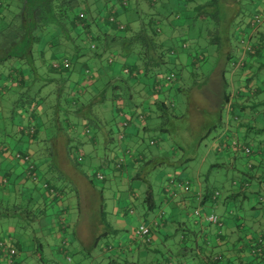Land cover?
<instances>
[{"label": "trees", "instance_id": "obj_1", "mask_svg": "<svg viewBox=\"0 0 264 264\" xmlns=\"http://www.w3.org/2000/svg\"><path fill=\"white\" fill-rule=\"evenodd\" d=\"M96 1L100 3L96 4ZM156 1L143 0L146 7H151L150 11L153 9L146 14L145 20L126 19L123 21L121 15L129 11V6L136 8V0H92L91 2L88 0H0V99L7 91L13 92L12 96L8 98L5 111L3 112V109L0 108L1 136L7 137L5 141H0V218L23 217L31 221L43 217L46 214L38 204V199L42 194L39 189H42L48 198L58 201L60 198L57 195H62L65 192V186H69L66 176L55 162L51 148L52 142L50 143L51 137L59 135L64 138L63 145L67 159L81 171L91 184L98 180L100 183L98 191H101L102 185L106 181L105 174H102L100 179L95 177L99 169L109 167L110 172L118 171L119 175L123 173L127 162H121L124 153L120 152L118 145V142L126 140L128 137L123 129L130 123L129 116L135 113L133 111L137 107L140 109L137 115L144 118L146 122L150 118V110L144 101L141 105L133 102L132 96L134 95L131 96L130 90L122 91L120 83L129 89L130 86L127 84L138 82L139 79L144 78L146 81H143V85L150 93L163 94L165 89L180 84L182 71L192 74L196 66L205 62L209 54L205 55L204 46L214 44L216 60L220 62L218 74L221 85L218 86L221 89L222 102L218 110L220 112L224 108L225 114L231 120L239 121L238 114L233 111V104L237 101L232 102L231 100L224 73L229 68V70H236L240 74L248 67L251 61L248 59L256 58L261 53L264 41H249L246 32L257 27L254 16L258 13L255 12L254 16L250 13L245 20L241 16H237L240 12L238 0H206L196 4L190 10L192 12L191 22L187 26L192 25V20H198L197 31L202 33L190 38L189 40L192 42L188 47H182L186 45L183 41L184 37L171 35V31H176L179 23L168 24L171 42L169 45L164 44L159 38L158 34L167 22L169 11L165 10L167 5L164 3H160V8L155 9ZM185 1H183V5L186 4ZM175 2L177 6L180 0H175ZM183 16L182 18L187 19V15ZM176 17L180 18V15H176ZM231 19L234 21H230ZM134 21L137 22L135 28L132 26ZM183 21L186 24V21ZM226 22L229 24L226 25ZM220 23L223 25V29H221ZM197 36L206 39L202 45L203 48L193 43L194 39H198ZM43 46L50 47L51 53L47 59L42 58ZM186 48L188 50L185 52V58L183 57L184 61H181L178 57L182 55L181 50ZM238 49H241L240 54ZM35 55L41 57L39 67L34 65ZM63 61L66 62L65 65H63ZM53 62L56 63L55 66ZM177 62L183 66L182 69H175ZM113 68L117 70V79L120 81L118 83L112 77L110 78L111 74L107 75V72L109 70L111 72ZM56 74L63 78V82L70 79L67 90L62 82L55 79L54 75ZM250 79L251 77H248L245 83L236 87L234 93L236 96L243 97L256 87L248 83ZM52 82L58 83L56 86L57 89L60 87L59 90H54V94L50 90L44 91L45 89H43L42 91V86ZM87 86L89 87L87 94L89 97L81 99L84 92L79 93V90L85 89ZM180 86L182 85L180 84ZM105 87L111 88L109 97L116 102L114 116L126 109L130 113L128 115V112H125L128 119H123L122 123L118 121L122 130L115 133L118 136L117 139L111 135L112 125L105 127L100 118L92 112V103L105 98L103 94ZM49 95L53 97L48 98ZM165 99L162 97L150 100V104L153 103L160 111L159 116L166 113ZM262 104L264 107V100ZM121 106H124L125 109L121 110ZM170 108L173 109V105H170ZM259 111L260 117L264 120V108ZM8 116L14 120L12 124H15V131L6 133V125L2 120ZM22 120L26 122L23 123ZM92 120L98 128L96 132L100 130L104 134L103 145L110 149L111 156L108 159L110 162L104 164V160H102L100 167L97 166L96 170L89 169V174H85L80 166L84 156L82 137L88 133ZM78 125H81L82 131L78 130ZM216 127H219L218 123L210 125L207 128V133L210 132V128L215 130ZM141 128L144 132L149 129L147 123ZM86 129L87 131H85ZM158 130L162 132L165 127L159 125ZM255 131L254 135H261L260 132L264 131V127ZM223 133L224 137L220 138L219 142L223 145V140L227 137L230 138L231 145L234 147L233 152L229 150L231 145L225 144L224 146L230 153L240 152L249 157L258 154L260 149V151L264 150V145H251L249 140L239 139L229 132ZM96 140L95 134L89 138L92 149ZM150 140L151 143L156 142L154 138ZM29 146L33 147L32 153H28L26 150ZM242 147H247L248 152H245ZM4 151L13 152L12 157L24 162L25 166L22 167L24 177H19L22 172L19 174L6 170L2 172L1 163L4 161L2 152ZM140 155L141 153L131 155L127 160L137 163L142 160ZM151 162L152 160H147L145 164L149 165ZM250 166V161H246L245 168L248 169ZM131 178H140V172H136ZM26 182L37 187L36 190L32 186H28ZM242 183L244 186L248 185L245 180ZM5 186L8 188L7 192H3ZM214 192L211 191L209 194L210 200L215 198L216 193ZM130 194L132 193L129 192L127 196ZM255 200L264 209L263 196L257 195ZM141 205L143 217L148 213H152V215L151 218L139 220L137 224H146L149 220L157 218L158 212H162L158 223L149 226L150 229L143 238H136L133 232L130 237L133 240L142 239L144 242H149L151 233L166 222V212L157 209L158 203L155 202L148 184L143 190ZM61 209L58 211V216L64 214V209L62 211ZM155 209L157 210L154 211ZM132 213L131 207L125 209L124 214ZM194 213V215L198 214ZM28 221L26 224L29 223ZM61 228L59 226L60 231H62ZM110 229L111 226L107 224L105 230L96 234L95 241L99 243L101 237L108 236ZM183 231V228L181 231L173 228V233L176 232L175 235H180L179 241L184 239L186 232ZM65 234L66 230L63 229V241L59 247L64 258L67 259L65 242L67 239L68 244L70 240L68 241V238L64 237ZM112 247L115 248L112 242L111 244L106 242L100 246L105 252ZM10 249L14 252L13 248ZM13 252L8 251L10 257ZM163 252L160 249L157 250L162 263L178 264L176 259L168 254V251ZM211 260H217L216 256ZM112 262H114V258H110L108 264Z\"/></svg>", "mask_w": 264, "mask_h": 264}, {"label": "rangeland", "instance_id": "obj_2", "mask_svg": "<svg viewBox=\"0 0 264 264\" xmlns=\"http://www.w3.org/2000/svg\"><path fill=\"white\" fill-rule=\"evenodd\" d=\"M88 1L91 2L92 0ZM183 1L185 0H180V2H178V5L176 6L175 0H167V2H165V0H157L154 5L155 9H159V6L161 5L160 3H164L167 5L165 10L168 9V11L170 12H168L166 24L162 26V29L158 34L159 38L166 45H169L171 43L169 39L170 31L168 24L171 25L174 23H179L176 31H171V35L175 34L176 36L180 35V38H182V36L184 37L183 41H185L186 45H181L182 47H188L189 43L192 42V40L189 39L202 33L197 31L196 26L197 24H199L198 20H192V25L190 24L189 26H187V24L191 22V8L196 4L203 3L206 0H186L185 5L182 4ZM136 2V8L135 6H129V11H127L126 14L121 15V19L123 21L126 19L145 20L146 14L153 11V9L150 11L151 7L145 6L146 3L143 2V0H136ZM95 3L97 4L100 2L96 1ZM256 3L257 0H238L237 4L239 6L240 12L237 16H241V18L245 20V18L250 13H252L253 15L255 13L253 8L255 7ZM184 14L185 16L187 15V19L182 18ZM176 15H180V18L176 17ZM237 16L235 15V17ZM258 16L259 22L257 23V26H262L260 29H264V23L261 24V14H258ZM183 20L186 21V24ZM230 21H234V19H231ZM208 23L211 24L212 22ZM229 23L226 22V25ZM136 25L137 22L134 21L132 26L135 28ZM222 26L223 25L220 23V27ZM221 29H223V27ZM202 35L204 36V34ZM205 42L206 39H202L200 36L198 37V39L193 40V43L195 45L198 44L200 48H203L202 45ZM178 43H180V41H178ZM213 45L214 44H209L207 46H204V53L205 55L209 54V56L206 58L203 64L194 68L192 74H189L186 71L181 72L182 78L180 80V84L184 87V91L175 90L174 95L166 97L165 104H167V110L166 113L163 114V116H159L160 111L153 103L150 104V100L152 98L160 99L164 97L163 94H152L148 91V89L145 90L146 87L144 88L142 81L139 82L140 84L138 87L133 88V91L131 90L132 87H129L128 89L123 83H120L122 91L130 90L131 92H129L131 93V96L134 95L132 96L133 102L141 105L142 101H144L148 105V108L150 110V118L147 121L149 123V129L145 132L140 131L138 135L139 139L131 137L130 139L128 138V136V140L126 139L118 142L120 152L122 151V153H124L121 162L125 163L128 157H130L131 155H138V153H141L140 156L143 160H140L141 162L139 161L133 165H128V168L126 169L127 176L124 177L125 179L119 177L118 171L110 172L111 170L109 167H103L99 169L98 172H100L101 174H105L104 178L106 181L103 183V188L101 189V191H97L96 188L100 186L98 180L93 184L89 183L87 180L85 181L84 177L80 175L79 169L72 165V163L65 156H62L64 138L59 135L56 137H51V148L54 153L55 162L57 163L58 168L63 171V173H66L68 176L72 177L74 181L73 182L68 180L69 186L67 185V187L70 188L71 184L72 187L74 185L75 192L77 191L79 195V213L76 212V209V211L73 209L74 207H70L68 208V212L64 210L65 213L62 219L61 216H57L59 222L58 226L66 230V234L64 235V237L68 238V241L69 236H71V229L70 227L67 229V219L74 221L76 218L79 223V233L84 237L89 233L98 234L100 231L106 229L107 224L115 228V221L118 220V218H116V215L118 214L117 212H115V210L117 211L120 207L123 209V206L125 207V209L131 207L133 210V215H120L123 217L122 220L125 219V230L130 231L131 223L133 227L137 226L138 222L134 223L132 221H135L134 218L136 217V215L140 216L143 212L141 199L138 197L143 194V190L145 189L147 184L151 188L155 202H161L159 203L160 207L157 206L160 211H164L162 207V201L168 200L171 193L175 192V195H177L178 192L184 194L190 193L192 185H197L199 182L202 185L204 184L207 187L212 188L215 191L214 193L216 194L219 193L220 195L221 193H223V188L226 187L225 185L229 183V178L231 177L233 172L228 169V167H225L227 159L222 160L221 158L212 156V152H208L210 149L212 150L215 143L216 133L218 132V128L216 127L215 130H213V128H210V132L207 133V128L212 123H217L214 112L215 99L217 100V98H213V90L214 87H217L220 83L218 74V71H220V62L216 60L217 57L214 53ZM187 50L188 48L181 50L182 55L179 56L180 60H182L183 57L185 58V52ZM47 52L48 51L45 50V53ZM45 56L46 54L43 53L42 58H44ZM34 58L35 67H39V60L41 57L35 55ZM182 68L183 66L178 62L175 64V69L180 70ZM40 70L42 69L40 68ZM229 73L230 70L228 68L224 73V77H229ZM54 77L57 81L59 80L60 82H62L64 87H66V90L67 88H69V80L67 82H63V78L58 76L57 74L54 75ZM118 82L120 81L118 80L117 83ZM56 85H58V83H48L47 85L42 86L41 89L42 91L43 89H45L44 91L50 90L51 93H53L54 90H59L60 88L59 87L57 89ZM88 90V86L85 87V89L79 90V93L84 92L81 99H87L89 97L87 95ZM203 92H206V94L202 95ZM103 94L105 98L99 100L98 102L92 103V112L96 117L98 116L100 118L102 124L105 127H109L110 125H112L113 132H111V135L112 137H114V139H117L118 136H116L115 133H117V131H121L122 128L119 124L117 126H115L114 124L113 126V116L115 115L114 107L116 102H114V100L110 99L109 97L111 95L110 87H105ZM52 97V95L48 96V98ZM170 105H173V109L170 108ZM124 109L125 107L121 106V110ZM2 111L4 112L5 109H3ZM125 112H128L127 109L124 112L118 113L116 116H114L116 118L114 119L122 123L123 119H128V116H126ZM133 112L135 113H133L132 116L129 112L127 114L130 115L129 117L131 119H134L137 122V126L141 128L146 120L137 115V113L140 112V109H138V107ZM5 116H7L6 113ZM2 122L4 123V125H6V133L7 131H15V124H12L14 123V120H11L9 116L8 118H3ZM25 122L26 121L24 120L23 123ZM7 124H9L10 126H8ZM159 125L164 126L165 130L160 132L158 130ZM77 127L79 131H82L81 125H78ZM129 128L130 127L128 124L124 127L123 131L128 132ZM1 129L2 126L0 125V141H5V138L7 137L1 136ZM97 129L98 128L94 125V121L92 120V122H90L88 133H86V135H83L82 137V139L84 140L82 148L83 150L86 148L88 149L84 151V156L82 157V163L80 165L82 171L85 172H87L89 169L96 170L97 166L100 167V161H102L104 157H107V161H104L103 163H108V159L111 156L110 149L105 148L103 145V141H105L104 134L100 132V130L96 132ZM93 134L96 135L97 142L95 143V147L91 149L90 147L88 148V146L90 145L89 138L92 137ZM151 138H154L156 141V143L153 145H151ZM222 143L223 146H225V144L229 146L231 145V139L227 137L223 140ZM32 148L33 147H31V149ZM159 148H161L163 152L157 153V149ZM233 148L234 147L231 145V148L229 150L232 151ZM241 155L243 157H240V160H237V168H240L242 160L248 157L243 154ZM154 158H156V161L154 160L155 164H145L147 160L153 161ZM213 161L217 162L218 165H211L210 163H212ZM222 163L223 166L221 165ZM136 172H140V178H131V176H133ZM198 172L199 174H197ZM169 178H171L174 183L166 184ZM178 180L187 182V191L182 190V188H179V186L176 185V182H178ZM232 183L234 186H238L237 181H234ZM89 188H91L92 191H90ZM75 192H73V195H75ZM129 192L134 194L133 199L128 198L129 196L127 195ZM70 194L71 192L68 194L67 190L63 192L62 195L59 194L57 196H59L61 202L64 205V203L67 204V201H64V197ZM160 195L162 196V201H160V199L158 198V196ZM69 199L74 206L77 202V199L75 197L73 198L68 196V200ZM117 205L118 207H116ZM58 211H60V209H58ZM58 211L56 212V215H58ZM196 212L198 213L197 210ZM149 218H151V216ZM27 221L28 220L23 217H15V219H7L6 217L0 218V237L6 238L8 236L14 241H18L22 244L21 250L23 253V257L21 264H57V262L53 261L52 258H49L50 256L47 255L50 240H48L45 236V231L48 228V223H46L45 217L41 216L40 218H37L35 220L28 221L29 223L26 224ZM168 225L169 227L166 230L168 237L166 238L163 245H159V249L161 251H166V249L175 251L180 246V244L178 243L179 236L175 235L176 232L173 233L175 223L170 221ZM108 236H110V233L108 234ZM99 241L100 244H104L110 240L108 237L106 239L101 237ZM76 243L79 250H77V252L74 254H70V252L69 254L67 253L68 255H70V260L72 259L71 264H108L109 258L105 257L103 255L104 253L100 251L98 247L99 243L98 245L94 246L89 243V245H84L85 247L78 241H76ZM187 245L190 246L191 242L189 241ZM65 248L68 250L69 244L66 243ZM86 252L90 255L88 256ZM38 254L41 256V258H38ZM112 258H114V262H112L111 264H121L120 259H117L115 257ZM133 259L134 262L137 261L135 257H133ZM135 263L140 264L138 262Z\"/></svg>", "mask_w": 264, "mask_h": 264}, {"label": "crops", "instance_id": "obj_3", "mask_svg": "<svg viewBox=\"0 0 264 264\" xmlns=\"http://www.w3.org/2000/svg\"><path fill=\"white\" fill-rule=\"evenodd\" d=\"M253 9L256 13L261 14V24H263L264 0H257ZM261 27L257 26L252 31H246L248 33L249 41H264V29H260ZM43 50L44 54H46L45 59L49 58L51 53L50 47L43 46ZM45 50L48 52L45 53ZM237 51L239 54L241 53V49H238ZM248 60H251L248 67L240 74L236 70H230L229 77L225 78L227 82V91L231 96L232 102L237 101L233 104V111L239 116L238 122L231 120V118L225 114L224 108L219 112L218 107L222 102L220 86H215L213 90V98H217V100L215 99L214 112L219 127H217L218 132L216 133L213 148L208 152H212V156L221 158L222 160L227 159V166L225 164V167H228V169L233 172L229 178V183L223 188V193L220 195L219 193L216 194L215 198L210 200L209 194L213 189L204 184L202 185L199 182L197 185H192L190 193L184 194L178 192L177 195L174 193L173 196L164 201L161 200V195L158 196L160 201H162V207L166 212L167 218L164 225L151 233L149 242H144L142 239L133 240L130 238L134 227L131 223L130 231L125 230V219L122 220L123 217L120 216L124 215L125 207L123 206V209L120 207L117 211L115 210L119 215H116L118 220L115 221V228L111 227L109 231V233H111L110 236L105 237V239L107 237L109 238L110 241L108 242H110V244L111 242L114 243L115 248L112 247L106 252L100 248L101 244L99 243L98 245V241H95L97 233H89L84 237L79 233V223L76 218L74 221L67 219V229L69 227L71 229V236H69L70 243H68L69 248L67 250L68 254L69 252L70 254H74L79 250L76 243V241H78L83 246L89 245V243L93 246L98 245L100 251L104 253L103 255L105 257L109 259L112 257L120 259L121 264H136L135 262L140 264H158L159 262L161 264H166V262L162 263L163 261L159 258L157 250H159V245L164 244L168 236L166 230L169 227L168 223L171 221L175 223V230L177 228L181 231L183 228V232H186L184 239H182V241L178 240L180 246L177 250L170 251L169 249H166L168 254L176 259L178 264H264V209L262 208V205L255 200L257 195H262L264 200V150L260 151V149L258 154L246 157V159L242 160L240 168H237V160H240V157L243 156L240 152H228L227 149L220 144L221 142H219L220 138L224 137L223 132H229L230 134L237 136L239 139L249 140L251 145H264V131L260 132L261 135H254L256 134L255 130L264 127V120L260 117L259 113V110L264 108L262 104V101L264 100V46L258 57ZM181 61H184V59ZM107 75H110V78L112 77V79H115L117 82L118 74L116 69H111V72L109 70ZM248 77H251L248 83L256 87L254 89L252 88L253 91H249L248 94L243 97L236 96L234 94L236 87L245 83ZM144 80V78H141L134 84L133 82H130V84H127L126 82V84L130 85V88L132 87L131 90L133 91V88L138 87L140 84L139 82H143ZM175 90L184 91V87L180 86L178 83L175 87L165 89L163 92V99L167 96L170 97V95H174ZM7 92L9 94H3L0 99L1 109H4L8 105V98L11 97L13 93L11 90ZM205 94L206 92L202 93V95ZM23 121L24 120H22V122ZM118 123V121L113 119V126L114 124L117 126ZM146 123L147 125L149 124L145 121L143 126H146ZM213 125H215V123L211 124V126ZM129 127L128 132L126 131L129 138L139 139L138 135L140 131H142V128L137 126V122L134 119L130 120ZM95 142H97V140ZM155 143L156 142H153L151 145ZM91 146L92 145H89L88 148L90 147L92 149ZM105 148H107V146H105ZM26 150L28 153H32L31 146L27 147ZM86 150L88 149H84V151ZM161 152H163L161 148L157 149V153ZM12 153L13 152L11 151L2 152L4 155V161L1 163L2 172L6 170L10 173L13 171L16 174H19V172L23 171L22 167L24 168L25 164L19 159L17 160L15 157H12ZM62 156L67 158L64 145ZM106 159L107 157L103 158L104 161ZM154 160L156 161V158L153 159L151 162L152 164L155 163ZM246 161H250L251 163V166L248 169L245 168ZM126 162L127 165L125 171L119 175L121 178L127 176L126 169L128 168V165L135 164L130 160H127ZM210 164L218 165V163L214 161ZM221 165L223 166V163ZM79 172L86 181L87 179L85 176L80 170ZM22 174L23 172L19 174L20 178L24 177V174ZM63 174L66 176L67 180L73 181L72 177L68 176L66 173ZM85 174H89V170L85 172ZM197 174H199V172ZM244 180L248 183L247 186L243 185L242 182ZM233 181H237L238 186H234L232 183ZM26 184L28 186L30 185L28 182H26ZM32 188L36 190L37 187H34L33 185ZM74 188L75 186L73 185L72 187V184L70 185V188L67 187V185L65 186V191L68 190V194L71 192L68 196L77 199L74 206L72 205L73 203L70 202V199L68 200V196L64 197L65 200H63L67 201V204L64 203L63 205L61 200L57 201L48 198L45 192L42 189H39L42 194H40L41 196L38 199V204L41 209L43 208V212L46 214L44 217L46 223H48V228L45 231L46 238L50 240L47 255H49V258H52L53 261L57 262V264H71L72 260H70V255H67L68 257L65 259L64 254L60 252L61 250L59 246L63 241V229L61 228L62 231L59 229L58 215H56V212L63 207L64 210L68 212V208L74 207L73 209H76L77 211H75L79 213V195L77 191L75 192ZM7 190L8 188L5 186L3 192H7ZM89 190L92 191L91 188H89ZM73 192H75V195H73ZM142 195L138 198L142 199ZM157 203L159 206V203L161 202L157 201ZM116 207H118V205ZM196 210L198 211V214L194 215ZM210 212L217 214V224L206 221L205 216ZM151 215L152 213H148L143 217L141 213L140 216L136 215L134 218L135 221L132 222H139V220L147 219ZM10 218L15 219L13 217L7 219ZM189 241L191 242L190 246L187 245ZM21 247L22 244L20 242L14 241L8 236L6 238L0 237V264H21L23 257ZM10 248L14 249L11 257L8 254ZM163 253L166 252L164 251ZM87 255L89 256L90 254L87 253ZM215 256L217 260H211V258L213 259ZM133 257H135L137 261L134 262ZM38 258H41L39 254Z\"/></svg>", "mask_w": 264, "mask_h": 264}, {"label": "built area", "instance_id": "obj_4", "mask_svg": "<svg viewBox=\"0 0 264 264\" xmlns=\"http://www.w3.org/2000/svg\"><path fill=\"white\" fill-rule=\"evenodd\" d=\"M254 20H255V23H258V22H259V16H258V15H255V16H254ZM65 64H66V62L63 61V65H65ZM53 65L55 66L56 63L53 62ZM85 131H87V129H86ZM242 148H243V150H244L245 152H248V148H247V147H242ZM95 177L98 178V179H100V178L102 177V174H101L100 172H96ZM168 183H174V182H173V180H172L171 178H169V180L167 181L166 184H168ZM176 185L179 186V188H182L183 190H187V189H188V184H187L186 181H179V180H178V182H176ZM174 193H175V192L171 193V194L169 195V197L173 196ZM129 199H133V194H130ZM260 200H262V199H260ZM64 213H65V212H64ZM161 213H162V212H158V213L156 214L157 218H155V219L153 218L152 220H149L148 223L146 222V224H145V223H139V224L135 227V229L133 230V235H134L136 238H143V236H145V235L148 233V231H149V229H150L149 226H151V225H155L156 223H158V219H159L160 215H162ZM63 215H64V214H63ZM63 215H60V216H61V219L63 218ZM205 218H206V220H208L209 222L216 223V224L218 223V216H217L215 213L207 214V215L205 216ZM149 224H150V225H149ZM66 243H67V239H66L65 244H66ZM9 252L12 253L13 250L10 249Z\"/></svg>", "mask_w": 264, "mask_h": 264}, {"label": "clouds", "instance_id": "obj_5", "mask_svg": "<svg viewBox=\"0 0 264 264\" xmlns=\"http://www.w3.org/2000/svg\"><path fill=\"white\" fill-rule=\"evenodd\" d=\"M62 210H63V208H62Z\"/></svg>", "mask_w": 264, "mask_h": 264}]
</instances>
